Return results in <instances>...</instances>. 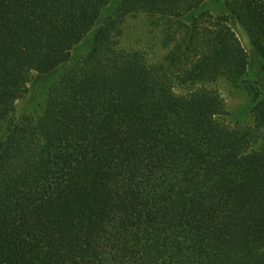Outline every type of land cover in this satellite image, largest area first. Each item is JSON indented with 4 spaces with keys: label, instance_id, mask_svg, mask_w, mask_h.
Listing matches in <instances>:
<instances>
[{
    "label": "trees",
    "instance_id": "16d2710c",
    "mask_svg": "<svg viewBox=\"0 0 264 264\" xmlns=\"http://www.w3.org/2000/svg\"><path fill=\"white\" fill-rule=\"evenodd\" d=\"M219 2L0 0V264H264V95L237 125L217 89L250 69L233 26L264 73V0Z\"/></svg>",
    "mask_w": 264,
    "mask_h": 264
},
{
    "label": "rangeland",
    "instance_id": "374dc122",
    "mask_svg": "<svg viewBox=\"0 0 264 264\" xmlns=\"http://www.w3.org/2000/svg\"><path fill=\"white\" fill-rule=\"evenodd\" d=\"M207 8L214 14H220L223 11V6L219 0H208ZM238 34L244 47L247 49L250 56V69L246 78L238 87L227 86L221 83L217 89L223 95L228 110L231 113V120L237 125H248L252 123L250 108L252 106V94L264 95V73L262 71V62L252 52V46L248 41V37L237 26H233ZM145 25V20L140 19L131 23L130 37L134 42H142L144 47L151 46L152 58L160 54L156 48V35H149ZM93 34H90L83 43L75 48L72 52V62L87 55L92 47ZM70 64L63 67L57 73L47 77H37L30 84V94L28 97L17 104V113L25 118H37L42 115L46 105L47 93L51 86L61 77ZM234 125V124H233Z\"/></svg>",
    "mask_w": 264,
    "mask_h": 264
}]
</instances>
